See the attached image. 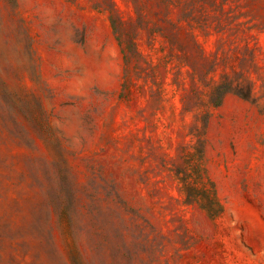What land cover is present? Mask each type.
I'll return each instance as SVG.
<instances>
[{
  "label": "rangeland",
  "instance_id": "rangeland-1",
  "mask_svg": "<svg viewBox=\"0 0 264 264\" xmlns=\"http://www.w3.org/2000/svg\"><path fill=\"white\" fill-rule=\"evenodd\" d=\"M0 264H264V0H0Z\"/></svg>",
  "mask_w": 264,
  "mask_h": 264
}]
</instances>
